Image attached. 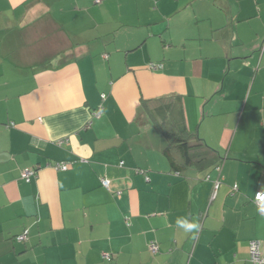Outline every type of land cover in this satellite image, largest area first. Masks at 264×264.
<instances>
[{
  "label": "crops",
  "instance_id": "crops-1",
  "mask_svg": "<svg viewBox=\"0 0 264 264\" xmlns=\"http://www.w3.org/2000/svg\"><path fill=\"white\" fill-rule=\"evenodd\" d=\"M173 93L217 164L169 160ZM260 189L264 0H0V264H252Z\"/></svg>",
  "mask_w": 264,
  "mask_h": 264
},
{
  "label": "trees",
  "instance_id": "trees-1",
  "mask_svg": "<svg viewBox=\"0 0 264 264\" xmlns=\"http://www.w3.org/2000/svg\"><path fill=\"white\" fill-rule=\"evenodd\" d=\"M140 105L150 121L161 130L168 145L164 151L176 167L195 164L209 167L221 159L219 151L186 124L182 95L178 93L153 98L142 96ZM177 148L179 159L172 152Z\"/></svg>",
  "mask_w": 264,
  "mask_h": 264
},
{
  "label": "built area",
  "instance_id": "built-area-1",
  "mask_svg": "<svg viewBox=\"0 0 264 264\" xmlns=\"http://www.w3.org/2000/svg\"><path fill=\"white\" fill-rule=\"evenodd\" d=\"M100 1V0H96ZM104 96V95H103ZM67 138H64L62 140H59L60 143L65 141ZM57 166L59 167H67V164L65 162L57 163ZM103 184L106 186H109V180L104 178ZM235 188H237V184L234 185ZM255 202L258 204L260 209L264 212V189L257 190L255 193ZM25 237V234H20L18 238L23 239ZM150 248L152 251H156L158 246L155 243L150 244ZM249 250H250V260L252 264H264V254L262 252V246H261V240L258 238H254L250 240L249 243ZM109 257V256H108Z\"/></svg>",
  "mask_w": 264,
  "mask_h": 264
}]
</instances>
